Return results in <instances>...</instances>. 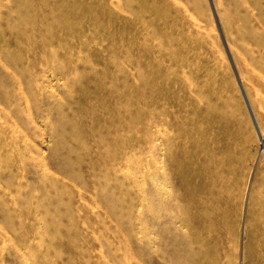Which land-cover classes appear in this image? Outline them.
Returning a JSON list of instances; mask_svg holds the SVG:
<instances>
[{"label": "rangeland", "instance_id": "374dc122", "mask_svg": "<svg viewBox=\"0 0 264 264\" xmlns=\"http://www.w3.org/2000/svg\"><path fill=\"white\" fill-rule=\"evenodd\" d=\"M0 264H264V0H0Z\"/></svg>", "mask_w": 264, "mask_h": 264}, {"label": "bare ground", "instance_id": "6f19581e", "mask_svg": "<svg viewBox=\"0 0 264 264\" xmlns=\"http://www.w3.org/2000/svg\"><path fill=\"white\" fill-rule=\"evenodd\" d=\"M180 117H181V116H180ZM176 124H177V123H176ZM221 130H222V129H221ZM223 130H224V129H223ZM226 132H227V131H226ZM221 133H222V131H221ZM224 133H225V131H224ZM224 133H223V134H224ZM223 136H224V135H223ZM223 139H224V138H223ZM227 152H228V151H227ZM228 153H229V152H228ZM221 177H222V176H221ZM201 185H202V183H201ZM199 186H200V185H199ZM203 186H204V185H202V187H203ZM202 187H201V188H202ZM199 189H200V187H199ZM203 191H204V190H203ZM205 192H206V190H205ZM202 193H204V192H202ZM204 194H205V193H204ZM200 195H201V194H200ZM202 195H203V194H202ZM199 197H200V196H199Z\"/></svg>", "mask_w": 264, "mask_h": 264}]
</instances>
